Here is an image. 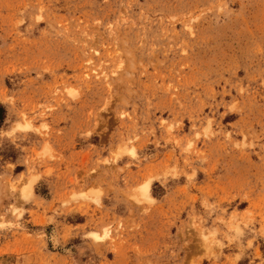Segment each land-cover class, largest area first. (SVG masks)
<instances>
[{
  "label": "rangeland",
  "instance_id": "1",
  "mask_svg": "<svg viewBox=\"0 0 264 264\" xmlns=\"http://www.w3.org/2000/svg\"><path fill=\"white\" fill-rule=\"evenodd\" d=\"M0 264H264V0H0Z\"/></svg>",
  "mask_w": 264,
  "mask_h": 264
},
{
  "label": "snow or ice",
  "instance_id": "2",
  "mask_svg": "<svg viewBox=\"0 0 264 264\" xmlns=\"http://www.w3.org/2000/svg\"><path fill=\"white\" fill-rule=\"evenodd\" d=\"M97 239H99V237H97Z\"/></svg>",
  "mask_w": 264,
  "mask_h": 264
}]
</instances>
